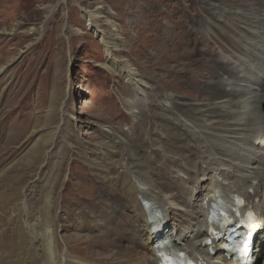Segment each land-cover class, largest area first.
Listing matches in <instances>:
<instances>
[{
  "label": "rangeland",
  "instance_id": "obj_1",
  "mask_svg": "<svg viewBox=\"0 0 264 264\" xmlns=\"http://www.w3.org/2000/svg\"><path fill=\"white\" fill-rule=\"evenodd\" d=\"M262 5L264 0H67L64 5L58 0H0V29L16 28L14 35L0 33V66L22 53L14 66L0 76V170L34 142L33 137L26 139L33 129L40 128L37 125L47 113L54 84L68 115L60 125L51 157L60 175L53 180L51 167L45 165L39 187L40 199L46 191L53 193L59 250L65 249L62 237L80 235L83 240L78 245L68 246L72 256L81 254L94 261L96 256L114 254L111 244L117 238L114 236L113 242L112 235H103L94 226L100 224L102 216L110 222L113 217L117 220V212L131 203H126L122 186L121 190L113 180L105 178V169L112 171L111 163L104 166L98 162L96 144L104 141V130L115 135L106 138L109 143L102 148L106 158H111L114 150L120 154L121 150L140 145L141 157L156 158L157 167L150 166L160 174L158 181L170 182L164 174L165 153L159 149L161 141L176 129L177 121L168 117L183 118L186 105L200 106L198 85H208L206 98L211 97L205 100L207 104L219 103L216 84L208 83L213 75L210 76L205 53L231 58L230 52L237 53L233 44L253 41L247 29L264 21ZM97 6L111 11L110 20L122 37L116 41L115 57L126 59L148 86L137 114L130 113L127 104L140 94L122 74L101 66L104 52L100 37L89 29L81 12ZM222 11L227 14L221 15ZM261 97L258 106L264 114V88ZM181 101L186 104L170 105ZM166 103L170 110L163 107ZM69 115L75 120H70ZM151 147L156 148V153L151 152ZM12 191L9 192L14 195ZM170 191L172 188L165 192ZM110 203L116 208L113 216L105 215L100 207ZM132 224L135 226V221ZM101 237L108 241L105 253L98 248ZM111 258L105 260L110 262Z\"/></svg>",
  "mask_w": 264,
  "mask_h": 264
},
{
  "label": "bare ground",
  "instance_id": "obj_2",
  "mask_svg": "<svg viewBox=\"0 0 264 264\" xmlns=\"http://www.w3.org/2000/svg\"><path fill=\"white\" fill-rule=\"evenodd\" d=\"M66 2L58 0L62 5ZM260 10L264 16V5L260 6ZM81 12L89 29L100 37L104 52L101 66L122 74L140 94L132 103L127 104L128 111L136 113L138 106L144 104L143 97L148 86L138 78V72L134 71L126 59L115 57L116 41L122 37L117 32L115 22L110 20L111 11L97 6L93 10L82 9ZM225 12L222 11L221 15ZM251 22L255 23V20ZM242 27L245 28L244 25ZM215 30L214 26L211 32ZM247 31L255 39L247 44H242V41L233 44L237 53L230 52L231 58L205 53L210 76L216 75V80L211 77L207 81L210 85L216 84L215 96H219V103L207 104L205 100L211 97L206 98L208 85H198L196 88L202 98H198L202 108L196 104L186 105L181 114L183 118L168 117V120L173 118L177 121L176 129L161 141L159 149L165 153L162 155L167 165L164 166V174L168 175L170 182L167 179L164 183L158 181L160 174L153 172L150 166L156 165V158L141 157L138 152L143 148L140 145L121 150L119 155L114 150L116 158L110 153L111 158L108 159L102 148L109 143L106 138L112 136V132L104 130V141L99 144L96 142L99 164L112 165V171L105 169L103 175L120 188L122 186L128 200L126 203L130 201L131 205L123 206L117 212V220L113 217V222H110L102 216L103 219L98 221L100 224L94 226L103 235H112L113 242L114 236L117 238L111 244L114 254L96 256L94 261L92 257L86 259L81 254L72 256L69 251L70 243L78 245L83 240L80 235L62 237L65 249L59 250L52 191L44 192L40 199L43 167H51L53 180H57L60 175L51 157L57 146L60 125L64 124V118L68 116L64 101L59 97L58 86L54 84L47 113L37 125L40 128L33 129L26 139L33 137L34 142L17 160L0 170V264H163L157 246L161 238L188 255L212 262L220 258L221 264H235L221 252L227 246V241L214 237L217 226L210 222L209 211L216 197L228 199L229 202L241 197L245 201V208L255 212L259 224L263 226L256 236L259 250H255V258L264 264V114L258 106L264 88V21ZM1 32L14 35L16 28L0 29ZM21 56L22 53L1 65L0 76L7 68L14 66ZM166 99L172 100L169 97ZM185 102H170V105L183 106ZM163 107L169 109L168 104ZM68 118L75 120L73 115ZM168 120L164 118L165 122ZM75 123H71L70 128L73 129ZM64 136L67 140V136ZM155 150L151 147L152 153H156ZM201 181L204 183L198 186ZM167 183H170L169 187ZM169 188L172 191L165 192ZM10 190H13L14 195ZM38 200L40 202L37 205ZM103 200L106 202V199ZM120 203L123 204V200ZM111 204L100 205L105 215H114L112 212L116 208L113 209ZM156 225L161 227L157 235L152 233ZM208 240L212 241L211 248L216 250L214 255L209 253V245H203ZM107 244L108 241L102 239L99 250L105 253ZM108 257H112V261L107 262L105 258Z\"/></svg>",
  "mask_w": 264,
  "mask_h": 264
}]
</instances>
